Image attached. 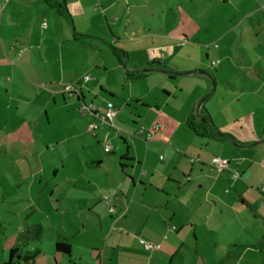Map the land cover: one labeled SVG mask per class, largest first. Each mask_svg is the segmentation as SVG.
Returning a JSON list of instances; mask_svg holds the SVG:
<instances>
[{
	"label": "crops",
	"instance_id": "obj_1",
	"mask_svg": "<svg viewBox=\"0 0 264 264\" xmlns=\"http://www.w3.org/2000/svg\"><path fill=\"white\" fill-rule=\"evenodd\" d=\"M263 5L0 0V148L23 155L32 173L24 189V177L0 172V192H43L33 223L29 206L0 204V264L13 249V264H264ZM105 46L123 62L113 51L117 79L98 90L86 76L95 65L109 74L91 54ZM225 82L231 96L213 111L207 104ZM109 109L113 126L99 117ZM196 110L229 138L198 136L188 125ZM248 116L256 127L242 122ZM154 125L163 129L152 139L140 135ZM36 131L44 136L27 152ZM214 157L230 169L216 170ZM127 242L136 254H121Z\"/></svg>",
	"mask_w": 264,
	"mask_h": 264
},
{
	"label": "rangeland",
	"instance_id": "obj_2",
	"mask_svg": "<svg viewBox=\"0 0 264 264\" xmlns=\"http://www.w3.org/2000/svg\"><path fill=\"white\" fill-rule=\"evenodd\" d=\"M91 54H92V56H94V61L100 60L98 58L101 57L103 60H105V64L107 65L106 67L110 68V72L107 75H105V73H104L105 72L104 65H95L94 71L88 72L89 73L88 75L91 78V81H90L91 87L92 88L95 87L98 90H100V87L98 88L97 86L103 85L104 87H106L105 85H106L107 80L110 81V85H111L112 81L117 79L116 75L118 73H117V71H115L116 73H114V69H112V68H113V66L117 65L118 61H117L116 56L113 53L112 48L108 47V46H105L103 51H101V52L100 51H94ZM214 64H216V62L215 63L213 62V65ZM211 65L212 64H210V67H211ZM211 68L212 69H209V72H211V73H213V71H215L217 69V67H211ZM118 72H120V71H118ZM110 78H112L113 80H110ZM222 81H224V80H222ZM225 87L229 88V86L226 84V82L224 83V85H220L218 87V89L217 88L214 89V97H213L212 101L207 104L208 106H210V108L213 111L215 110L217 112L218 106H220L222 103L221 98L222 99L224 98L225 103H226L227 102L226 99L231 96L229 91H227L225 89ZM4 105H7V104L5 103ZM114 107H115L114 104H110V108H114ZM114 109L116 110V108H114ZM123 121H125L124 118H122L121 122H123ZM242 122H244L247 125V127L251 126V125L256 127L257 119L253 116H248V117L243 118ZM115 126H117L121 130L124 129L118 121L115 122ZM30 135H33V138H32L33 142L25 144L24 150L27 152L32 149L31 148L33 146L32 144L36 143L38 141L39 137L44 136V133H43V131H40V132L36 131L34 133H30ZM259 135H260V133H259ZM27 145H28V147H26ZM35 145L36 144H34V146ZM43 150L44 151L46 150L45 146H43ZM6 151H7V154L4 152V148H0V160H6V163L4 165H2L3 168L0 169V172H2V175H8L7 176L8 178L12 177V176H14V178L24 177L25 180L21 183V185L23 184L24 189H25L26 184H27L26 182H28V181H26V178H29V179L32 178L31 177L32 173L30 171V164L23 158L24 156L21 155L20 153H18L16 150H10V151L6 150ZM50 153H51V150L49 151V154ZM35 160L37 161V158H34L31 160V166H34V170L37 169V167L35 165ZM47 176L48 177L52 176V174L48 173ZM36 179H39V176ZM37 182H38V180H37ZM46 183H47V181H46ZM36 186H37V184H36ZM258 187L263 189L264 188V182H263V184H260V186H258ZM14 188H16V189H13V190H18L19 187H14ZM40 193H43V192H38L37 190H35V192H28V195H27V192H0V204H1V206L3 205L2 207H4V208H7V209L13 208V210L20 208L21 206H29L28 211L30 214V221H31V223H33V221L35 219H38L39 216H41L37 213L38 212L36 209L37 206L34 204L35 201L39 200V198H40L39 194ZM11 194H13V197L15 198V200H18V199H24V200L18 201V203L14 202L15 203L14 204V203L10 202V201H13L9 198V197H11ZM45 194L48 196L50 193L45 192ZM45 199L47 201L50 198L46 197ZM66 202H70V199L66 198ZM55 236H56V234H55ZM52 237H54V235H52ZM46 247L47 248L49 247L48 243L46 244ZM141 249L146 250L142 246H141ZM129 253H130V255L136 254L134 252V246L132 244H130V242H127L126 248L122 249L121 254L129 256ZM124 260L128 261V259H126V258H124ZM258 261H259V264H262V260L259 259ZM229 263H231V262L227 259L225 264H229ZM238 263H241V262H238ZM243 264H245V263L243 262Z\"/></svg>",
	"mask_w": 264,
	"mask_h": 264
},
{
	"label": "built area",
	"instance_id": "obj_3",
	"mask_svg": "<svg viewBox=\"0 0 264 264\" xmlns=\"http://www.w3.org/2000/svg\"><path fill=\"white\" fill-rule=\"evenodd\" d=\"M264 8V5H263ZM215 63V62H214ZM90 77L86 76V79L88 80ZM67 92L71 93H79V89H77L75 86H73L72 84H69L66 86L65 89ZM96 108L94 106H84L83 107V112L87 113V112H95ZM99 117L101 118V120L103 122L109 123L110 125L113 126V121L116 117V111L114 109H109L107 112H105L102 115H99ZM100 128V124L93 122L89 125V129L92 132H96L97 129ZM163 129L162 126L160 125H154L149 131L146 130H140V135L144 136V138H146L147 140H150L154 137V135L158 132L161 131ZM106 150L110 151L111 150V144H107L106 145ZM212 166L218 170L219 172H224L225 170L230 169V164L228 161L220 158V157H214L211 161ZM233 176L234 177H238L239 173L237 171H233ZM145 248L147 250H154V249H160L161 245L159 244H153L150 242H144Z\"/></svg>",
	"mask_w": 264,
	"mask_h": 264
},
{
	"label": "trees",
	"instance_id": "obj_4",
	"mask_svg": "<svg viewBox=\"0 0 264 264\" xmlns=\"http://www.w3.org/2000/svg\"><path fill=\"white\" fill-rule=\"evenodd\" d=\"M85 37V36H83ZM113 51L115 52V55L120 59L121 62H123L122 57L120 54L117 52V49L113 47ZM152 70L148 69L145 71L142 70H136L134 72H128L127 75L130 79H141L145 77V74L147 71ZM188 125L193 131L198 135V136H213L214 138L217 139H222V138H229L227 134H221L214 128V124L209 116H205L202 113H200L199 110H196V112H193L191 116L188 119ZM57 249L59 251H62L64 253H70V245L67 244H57ZM17 255V250L13 249L11 250V259L5 263V264H13L12 260L14 257Z\"/></svg>",
	"mask_w": 264,
	"mask_h": 264
},
{
	"label": "water",
	"instance_id": "obj_5",
	"mask_svg": "<svg viewBox=\"0 0 264 264\" xmlns=\"http://www.w3.org/2000/svg\"><path fill=\"white\" fill-rule=\"evenodd\" d=\"M146 70H148V69H146ZM142 71H145V70H142Z\"/></svg>",
	"mask_w": 264,
	"mask_h": 264
}]
</instances>
